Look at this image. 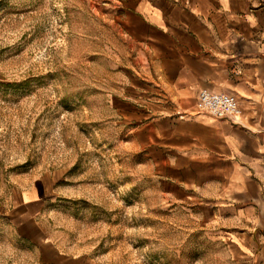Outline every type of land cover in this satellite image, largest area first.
I'll return each mask as SVG.
<instances>
[{"label":"rangeland","instance_id":"1","mask_svg":"<svg viewBox=\"0 0 264 264\" xmlns=\"http://www.w3.org/2000/svg\"><path fill=\"white\" fill-rule=\"evenodd\" d=\"M124 1L0 0V264H264L134 146L118 96L145 55Z\"/></svg>","mask_w":264,"mask_h":264},{"label":"crops","instance_id":"2","mask_svg":"<svg viewBox=\"0 0 264 264\" xmlns=\"http://www.w3.org/2000/svg\"><path fill=\"white\" fill-rule=\"evenodd\" d=\"M124 3L145 55L118 96L134 146L169 199L210 212L255 257L264 248V0ZM202 90L236 96L239 120L198 112ZM28 222L23 232L39 236Z\"/></svg>","mask_w":264,"mask_h":264},{"label":"built area","instance_id":"3","mask_svg":"<svg viewBox=\"0 0 264 264\" xmlns=\"http://www.w3.org/2000/svg\"><path fill=\"white\" fill-rule=\"evenodd\" d=\"M195 108L198 112L208 114L215 119H229L233 122H237L242 115L236 96L209 90L200 92Z\"/></svg>","mask_w":264,"mask_h":264}]
</instances>
